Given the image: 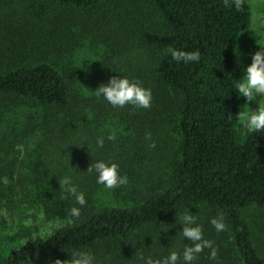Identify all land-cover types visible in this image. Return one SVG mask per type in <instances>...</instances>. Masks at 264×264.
Here are the masks:
<instances>
[{"label":"trees","instance_id":"16d2710c","mask_svg":"<svg viewBox=\"0 0 264 264\" xmlns=\"http://www.w3.org/2000/svg\"><path fill=\"white\" fill-rule=\"evenodd\" d=\"M250 21L244 0L239 11L224 0H0V213L42 215L34 228L2 229L0 264H54L73 250L95 264L159 259L191 245L188 211L216 250L193 264H264V233L242 213L264 208V131L245 134L234 89L233 48ZM169 47L200 59L177 63ZM113 75L151 89V106L95 96ZM96 159L118 163L127 184H97L85 171ZM64 175L85 196L77 219L69 209L80 206L60 198Z\"/></svg>","mask_w":264,"mask_h":264},{"label":"clouds","instance_id":"9594fccd","mask_svg":"<svg viewBox=\"0 0 264 264\" xmlns=\"http://www.w3.org/2000/svg\"><path fill=\"white\" fill-rule=\"evenodd\" d=\"M224 5L234 7L239 11L242 8V0H231V2L224 0ZM167 53L177 63L188 64L198 62L200 59V53L197 50L185 51L169 47ZM233 54L239 62L241 53L238 46L233 48ZM243 73L242 81L237 82L234 89L239 93L238 96L244 97L246 102L256 103L258 98L264 97V47H260L252 53L251 62L243 68ZM94 95L98 98L102 97L114 108L131 105L147 109L152 102L151 89L143 87L139 82L130 80L124 75H113L106 82L100 83L94 89ZM238 118L245 134L264 131V105H258L255 110L249 108L248 111H242L238 114ZM146 138L148 137L146 136ZM107 139L114 140L115 133L109 134ZM103 144L104 138H97L96 146L103 147ZM150 146H154V144ZM85 171L94 174L96 183L103 185L107 190L118 188L128 182L127 176L120 174L119 165L116 162L96 159L88 165ZM59 188L61 189V199L72 198L75 204L80 206H73L69 209L70 217L79 218L80 208L86 204L84 193L78 191L70 175H64L60 179ZM210 223L217 232L223 231L226 227L222 216L213 217ZM180 226L181 236L192 242L190 246L185 245L182 250H171L166 256L159 259L142 255L138 258L141 264H193L197 255L204 248H210L209 259L216 258V250L212 247L211 241L203 239L201 227L196 224V218L189 211L180 216ZM69 256L70 260H65L68 264H95V256L87 250H73ZM65 261L57 259L54 264H65Z\"/></svg>","mask_w":264,"mask_h":264},{"label":"rangeland","instance_id":"374dc122","mask_svg":"<svg viewBox=\"0 0 264 264\" xmlns=\"http://www.w3.org/2000/svg\"><path fill=\"white\" fill-rule=\"evenodd\" d=\"M250 9L251 21L247 33L241 36L236 43L238 50L241 53L239 62L234 55L235 64L243 73V68L251 62V55L260 47H264V0H244ZM243 111H248L249 108L255 110L258 105H264V97L258 98L255 102H246L242 97ZM247 104V105H246ZM246 222L254 229L259 236L264 233V208L254 206L247 207L242 211ZM42 221V215L35 208L23 205L18 209V212H1L0 213V235L2 229L5 231H14L21 227L34 228ZM52 229L51 225H40V234H49Z\"/></svg>","mask_w":264,"mask_h":264}]
</instances>
